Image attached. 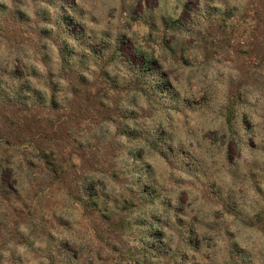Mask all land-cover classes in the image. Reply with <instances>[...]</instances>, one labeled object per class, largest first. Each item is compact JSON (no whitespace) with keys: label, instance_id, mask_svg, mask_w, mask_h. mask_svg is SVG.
Returning <instances> with one entry per match:
<instances>
[{"label":"rangeland","instance_id":"rangeland-1","mask_svg":"<svg viewBox=\"0 0 264 264\" xmlns=\"http://www.w3.org/2000/svg\"><path fill=\"white\" fill-rule=\"evenodd\" d=\"M0 264H264V0H0Z\"/></svg>","mask_w":264,"mask_h":264}]
</instances>
